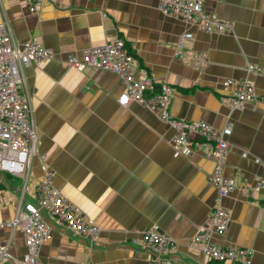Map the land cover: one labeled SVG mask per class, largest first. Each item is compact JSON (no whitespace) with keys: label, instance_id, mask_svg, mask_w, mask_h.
I'll list each match as a JSON object with an SVG mask.
<instances>
[{"label":"crops","instance_id":"0c3cea01","mask_svg":"<svg viewBox=\"0 0 264 264\" xmlns=\"http://www.w3.org/2000/svg\"><path fill=\"white\" fill-rule=\"evenodd\" d=\"M159 1L0 0V22L13 41L37 39L53 53V59L22 70L20 92L31 107L35 153L25 186L0 173V221L13 218L23 190L24 201L31 194L42 176V158L54 172V187L99 228L90 245L48 219L51 231L39 264H149L131 242L152 226L175 241L173 264H221L190 247L215 204L208 182L212 145L194 138L188 155H176L175 131L156 110L117 103L123 91L118 76L65 63L118 37L137 60L136 77L145 71L173 89L172 118L230 125L223 173L235 188L222 200L230 223L211 241L249 248L251 264H264V206L261 194L252 191L264 177V0H203L206 12L231 24L229 33H205L165 16ZM187 31L193 38L178 49ZM248 65L259 66L260 74H248ZM242 79L251 81L258 102L232 109L231 89L222 82ZM0 242L16 259L25 252L18 228L0 230Z\"/></svg>","mask_w":264,"mask_h":264},{"label":"built area","instance_id":"2783aa9c","mask_svg":"<svg viewBox=\"0 0 264 264\" xmlns=\"http://www.w3.org/2000/svg\"><path fill=\"white\" fill-rule=\"evenodd\" d=\"M158 10L165 16H176L183 22L196 26L205 33L231 32V24L221 20L216 14L203 8V0H160ZM191 32H183L177 41L180 49L191 41ZM53 59V53L37 39L15 43L5 21L0 22V173L10 178L20 179L23 186L29 178L32 156L35 153V129L29 99L20 92L23 83L22 70L43 61ZM66 65L78 71L85 69L105 70L118 76L123 91L117 103L125 107L135 102L156 110L159 119L174 129L172 149L176 155H188L192 139L212 145L213 169L208 182L216 191V199L206 224L190 240V247L197 249L210 262L221 264H251L253 250L244 247L219 246L213 244V235L222 236L227 231L230 215L223 207L222 200L235 188L233 178L223 173V163L228 154L230 125L214 128L203 121L174 119L169 114L173 89L165 82L157 83L143 71L135 76L137 60L128 51L121 38H114L98 46H90L82 51L80 59L66 58ZM248 74L259 75L261 68L248 65ZM224 90H230L228 104L232 109H241L246 104L258 102L253 84L248 79L224 80ZM245 157L246 153H242ZM41 178L31 194L24 201V190L12 219L0 221V230L18 228L22 233L25 252L20 259L8 252V244L0 242V261L11 260L12 264H39V250L50 236L53 219L56 225L84 239L90 245L97 239L99 228L86 218L80 209L72 204L54 187V172L49 170L40 158ZM254 193L261 194L264 206V177L252 186ZM132 245L147 254L149 264H173L175 241L162 233L158 226L141 232Z\"/></svg>","mask_w":264,"mask_h":264},{"label":"bare ground","instance_id":"6f19581e","mask_svg":"<svg viewBox=\"0 0 264 264\" xmlns=\"http://www.w3.org/2000/svg\"><path fill=\"white\" fill-rule=\"evenodd\" d=\"M96 223V222H95Z\"/></svg>","mask_w":264,"mask_h":264}]
</instances>
